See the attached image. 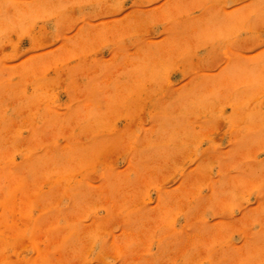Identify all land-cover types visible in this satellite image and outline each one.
<instances>
[{
  "label": "rangeland",
  "instance_id": "obj_1",
  "mask_svg": "<svg viewBox=\"0 0 264 264\" xmlns=\"http://www.w3.org/2000/svg\"><path fill=\"white\" fill-rule=\"evenodd\" d=\"M0 264H264V0H0Z\"/></svg>",
  "mask_w": 264,
  "mask_h": 264
}]
</instances>
